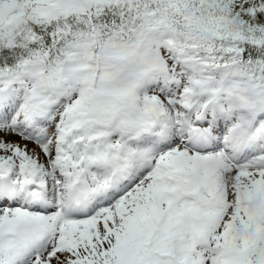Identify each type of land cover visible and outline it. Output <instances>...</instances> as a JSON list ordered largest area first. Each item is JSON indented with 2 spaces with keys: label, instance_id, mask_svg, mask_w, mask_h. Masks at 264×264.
<instances>
[{
  "label": "snow or ice",
  "instance_id": "obj_1",
  "mask_svg": "<svg viewBox=\"0 0 264 264\" xmlns=\"http://www.w3.org/2000/svg\"><path fill=\"white\" fill-rule=\"evenodd\" d=\"M0 264H264V0H0Z\"/></svg>",
  "mask_w": 264,
  "mask_h": 264
}]
</instances>
